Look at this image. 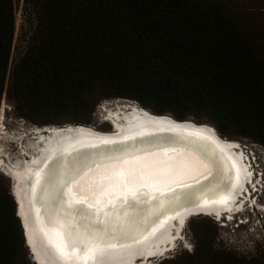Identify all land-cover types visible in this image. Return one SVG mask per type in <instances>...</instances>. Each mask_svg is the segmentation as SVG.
I'll return each instance as SVG.
<instances>
[{
    "label": "trees",
    "instance_id": "obj_1",
    "mask_svg": "<svg viewBox=\"0 0 264 264\" xmlns=\"http://www.w3.org/2000/svg\"><path fill=\"white\" fill-rule=\"evenodd\" d=\"M19 2L33 32L14 58ZM239 12L230 0H0V97L40 124L76 125L104 99H131L264 145V46ZM9 185L0 176V264H31ZM191 224L195 238L219 226ZM160 264H264V238L253 254L208 247Z\"/></svg>",
    "mask_w": 264,
    "mask_h": 264
},
{
    "label": "bare ground",
    "instance_id": "obj_2",
    "mask_svg": "<svg viewBox=\"0 0 264 264\" xmlns=\"http://www.w3.org/2000/svg\"><path fill=\"white\" fill-rule=\"evenodd\" d=\"M113 121L111 133L53 129L39 156L8 169L39 264H49V244L66 253L56 264H138L163 254L177 221L181 228L192 213L233 210L251 179L239 144L210 125L138 106ZM89 249L103 259L85 260Z\"/></svg>",
    "mask_w": 264,
    "mask_h": 264
},
{
    "label": "rangeland",
    "instance_id": "obj_3",
    "mask_svg": "<svg viewBox=\"0 0 264 264\" xmlns=\"http://www.w3.org/2000/svg\"><path fill=\"white\" fill-rule=\"evenodd\" d=\"M230 4L232 9H241L242 12H239V16L242 21L250 28H253L264 46V0H230ZM24 12V4L19 2L16 8L17 32L13 47L14 58L26 49L27 39H25V36H30L33 32L30 19L28 15L27 17L25 16ZM23 28H25L24 32ZM133 106L152 112L135 100L108 98L96 105L92 116L87 114L80 117V119H83V123L87 124L79 126L88 127L103 133L115 132L113 118L117 115L120 116L122 114L123 116L129 113ZM30 116L21 112L16 107V104L7 97V93L0 97V176L6 177L9 181L11 193L14 181L11 178V173H8V169L20 168L22 167L21 165L32 160L33 157L39 156L44 148V141L48 139L53 129L76 126V123L73 122L76 117L71 114L59 117L48 116L44 119L46 122H52L48 124H40L38 123L42 120L40 117ZM189 121L213 126L206 122ZM55 122H61L62 124L58 125ZM216 131L218 132L217 129ZM218 134L220 135L219 132ZM221 137L239 144L237 151L243 154L245 165L248 166L249 171H253L250 179L252 183L247 182L241 195L235 201L236 205L233 210L226 212L220 221L214 220L212 218L214 215H210L212 217H192L181 228L176 222L173 228V235L176 240L173 244H170L169 250L167 249L162 255H157L148 260H138V264H160L165 259L184 258L198 252L202 254L208 247L234 249L238 255L253 254L258 249L260 242L264 238V207H260V205H264V145L250 139ZM257 180H259V183H256ZM253 184H255L256 191H253ZM253 199L256 201L255 204L252 203ZM197 218H209L218 222V231L213 232L211 235L205 234L195 238L192 234L191 223L193 219ZM181 236L183 240L179 238ZM185 242L191 246V250L184 247ZM29 259L31 264H36L30 255Z\"/></svg>",
    "mask_w": 264,
    "mask_h": 264
},
{
    "label": "snow or ice",
    "instance_id": "obj_4",
    "mask_svg": "<svg viewBox=\"0 0 264 264\" xmlns=\"http://www.w3.org/2000/svg\"><path fill=\"white\" fill-rule=\"evenodd\" d=\"M209 131H211V129H209ZM106 143L108 141H105ZM241 155H243L241 153ZM38 163V161H37ZM250 167V166H249ZM37 175H39V173H37ZM253 175V171H248L247 172V176L250 178ZM249 183H252V181L249 179L248 181ZM256 183H259V180L256 181ZM235 187V186H234ZM253 191H256V187L255 184H253ZM19 203V202H18ZM253 204L256 203L255 199H253L252 201ZM89 207H91V205H89ZM260 207H264V205H260ZM17 214L19 215V211L17 212ZM229 219H231V217H229ZM184 225V221H181V226ZM181 240H183V237H179ZM184 247L188 248L189 250H191V246L185 242ZM48 248L51 252V256L49 257V264H56L57 261H62L63 259H66V253L64 252L63 246L61 244H49ZM30 251H31V245H30ZM140 255H142V253H140ZM150 255L155 256L156 253H150ZM162 255V254H161ZM100 257L101 259H103L104 257V253L102 250H98V249H89V252L85 255L84 259L87 260L89 257H92L93 259H95L96 257ZM33 259H35V254L33 253Z\"/></svg>",
    "mask_w": 264,
    "mask_h": 264
},
{
    "label": "water",
    "instance_id": "obj_5",
    "mask_svg": "<svg viewBox=\"0 0 264 264\" xmlns=\"http://www.w3.org/2000/svg\"><path fill=\"white\" fill-rule=\"evenodd\" d=\"M165 117H167V118H170L171 120H173V121H176V120H174V119H172L173 117L172 116H170V115H164ZM186 121V120H185ZM177 122V121H176ZM192 122V121H191ZM178 123V122H177ZM77 126V128H78V125H76ZM117 128H115L114 127V130H116ZM63 130H67V129H62V131ZM25 165V164H24ZM11 178L13 179V181H14V185L12 186V195L14 196V198H15V201H16V203H17V212L20 210V202H19V200L17 199V197H16V194H15V187H16V182H17V178H15L14 176H11ZM248 182V181H247ZM149 183V182H148ZM151 183H149V185H150ZM19 202V203H18ZM226 212H228V211H224L222 214H221V217H217V215L215 214V216H210V215H208V214H204V213H192V214H190L188 217H187V219L185 220V223H184V225L187 223V221L189 220V219H191L192 217H199V216H207V217H212L214 220H216V221H220V219L222 218V216L226 213ZM17 217L20 219V221H21V224H22V227H23V230H24V235H25V241H26V246L28 247V249H29V251H30V243H29V241H28V235H27V229H26V226H25V223H24V219H23V217L20 215V213H19V215L17 214ZM178 222V221H177ZM33 253L35 254V251L33 250V247L31 246V251H30V256H31V258H32V260L36 263V264H39V262H38V260L36 259V255H35V259H33Z\"/></svg>",
    "mask_w": 264,
    "mask_h": 264
}]
</instances>
